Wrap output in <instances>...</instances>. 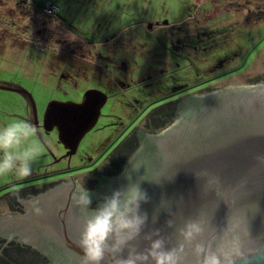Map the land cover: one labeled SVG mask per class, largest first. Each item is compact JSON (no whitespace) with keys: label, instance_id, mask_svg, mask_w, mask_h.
<instances>
[{"label":"rangeland","instance_id":"374dc122","mask_svg":"<svg viewBox=\"0 0 264 264\" xmlns=\"http://www.w3.org/2000/svg\"><path fill=\"white\" fill-rule=\"evenodd\" d=\"M19 1L0 0V85L31 94L42 154L30 179L0 176V206L6 193L52 182L57 171L94 180L118 168L137 131L161 127L172 108L173 121L188 94L264 81V0ZM45 1L57 16L40 13ZM88 89L106 101L65 158L43 115L50 101L79 102ZM31 117L23 95L0 88V125Z\"/></svg>","mask_w":264,"mask_h":264},{"label":"water","instance_id":"95a60500","mask_svg":"<svg viewBox=\"0 0 264 264\" xmlns=\"http://www.w3.org/2000/svg\"><path fill=\"white\" fill-rule=\"evenodd\" d=\"M0 88L27 99L31 122L37 126L31 94L12 84ZM105 101L106 95L96 89L86 90L79 102L50 101L42 127L56 130L65 156L70 157L95 125ZM137 132L138 147L122 172L110 180L114 189L122 188L131 164L138 168L132 172L133 181L143 174L158 175L140 182L149 195L141 204L148 219L131 243L143 250L148 244L144 235L159 230L166 247H172L178 243L176 229L185 220L199 219L207 245L215 247L238 237L251 257L240 258L238 264H264L259 252L264 250V81L188 94L175 103V116L167 127L156 133ZM70 179L74 185L56 187L38 199L39 213L31 209L24 215L1 214L0 235L17 233L60 263L80 264L82 251L76 240L86 210L74 203L78 182ZM104 189L90 190L92 201L111 194ZM182 256L184 264H195L191 251Z\"/></svg>","mask_w":264,"mask_h":264},{"label":"clouds","instance_id":"9594fccd","mask_svg":"<svg viewBox=\"0 0 264 264\" xmlns=\"http://www.w3.org/2000/svg\"><path fill=\"white\" fill-rule=\"evenodd\" d=\"M41 154L39 131L32 122L18 118L0 125V176H29ZM137 169L131 164V171L124 172L127 183L114 189L95 207H91L92 198L85 185V176L76 184L74 203L86 210L76 240L82 251L80 264H184L182 253L185 250L195 256V264H238L240 258H251L238 237L215 247L207 245L202 238L204 226L199 219L185 220L176 229L178 243L174 246L166 247L165 238L155 230L144 235L148 244L138 250L131 242L146 224L148 216L141 210V204L149 199L140 182L152 181L158 175L143 174L133 181L132 172ZM33 210L41 211L39 207ZM125 249L126 255L123 254ZM259 252L264 255V250Z\"/></svg>","mask_w":264,"mask_h":264},{"label":"flooded vegetation","instance_id":"af4514ba","mask_svg":"<svg viewBox=\"0 0 264 264\" xmlns=\"http://www.w3.org/2000/svg\"><path fill=\"white\" fill-rule=\"evenodd\" d=\"M138 145L139 140H137L136 148ZM65 152L66 150L64 149L63 157L67 158V156H65ZM132 153H129L128 155L125 153L123 156L121 155L122 160L118 168L115 167L103 173L97 171L94 175L97 177L94 180H89V178L86 177V187L89 190H96L98 192H102V189L104 188H106L104 189L105 191L107 189L113 191V184H110V180L122 172L123 166ZM64 176L65 175L62 170L57 171L56 175L52 177L57 179L52 182L44 184H33L30 182V184H27L14 192L6 193V202L0 206V208H2L0 215L11 213L24 215L35 207L40 208L38 199H40V197L45 193L55 189L56 187L74 185L73 182L70 181L71 177L77 182H79L81 178V176H71L68 178H64ZM26 178L30 179L31 176H27ZM103 198L104 197L102 196L97 197L94 201H92L91 207H95L97 202ZM25 242H27V238L17 233H11L8 236L0 235V264H63L56 260L55 257L47 256L46 253L37 250L36 247L26 244Z\"/></svg>","mask_w":264,"mask_h":264},{"label":"built area","instance_id":"2783aa9c","mask_svg":"<svg viewBox=\"0 0 264 264\" xmlns=\"http://www.w3.org/2000/svg\"><path fill=\"white\" fill-rule=\"evenodd\" d=\"M22 4L26 6H30L33 0H21ZM40 13L45 16H57L59 12V8L50 1H45L39 8Z\"/></svg>","mask_w":264,"mask_h":264},{"label":"trees","instance_id":"16d2710c","mask_svg":"<svg viewBox=\"0 0 264 264\" xmlns=\"http://www.w3.org/2000/svg\"><path fill=\"white\" fill-rule=\"evenodd\" d=\"M34 3V0H33V2H32V4ZM44 3V2H43ZM43 3H41L40 4V6L43 4ZM31 4V5H32ZM30 5V6H31ZM40 6H39V8H40ZM19 7H21V8H25L26 7V5H24V4H22V2H21V0L19 1ZM172 112H173V108H172V110H171V112L169 113V115L168 116H170L171 114H172ZM166 117L165 119H164V123L162 124V126L160 127V126H158V127H156V128H149L148 130L149 131H151V132H153V133H156V132H159V131H161L162 129H164L165 127H167L172 121H171V116H170V118L169 117ZM135 140V139H134ZM134 140H133V142H134ZM135 146H137V141L135 140ZM132 147H134V145L132 146ZM127 152V151H126ZM128 152H129V150H128ZM126 153L127 155L129 154V153Z\"/></svg>","mask_w":264,"mask_h":264}]
</instances>
